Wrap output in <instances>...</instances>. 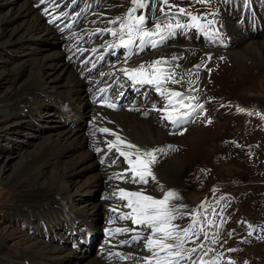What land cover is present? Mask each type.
<instances>
[{"label": "rangeland", "instance_id": "374dc122", "mask_svg": "<svg viewBox=\"0 0 264 264\" xmlns=\"http://www.w3.org/2000/svg\"><path fill=\"white\" fill-rule=\"evenodd\" d=\"M1 1L0 16L6 13L11 3ZM14 1L16 0H12V2ZM24 1L17 0L16 5H20ZM94 1L44 0V3L36 5V9L41 13H45V9L52 6L53 9L48 10L46 15L52 16L55 14L54 20L51 21L53 24H50V26L54 28L58 26L57 31H61L65 22L74 21L76 23L72 22L70 26L77 28L76 32L66 35L64 45V42L58 44L54 38H48L47 36L33 37L35 30H32L33 33L30 31L27 34L29 37L26 38L28 40L26 50L28 49L29 53L22 52V49L17 52L10 51L8 46L0 50V100L8 97L20 85L29 80L31 74L29 65L35 54H46L50 50V43L53 41L57 44V48L60 50L65 48L64 53H68L76 44L71 36L73 34L80 35L81 42L78 39L76 40H78L77 43H81L84 50L79 54L72 52L71 54L75 55L72 59L71 54L68 55L71 66L92 87L97 84L104 86L105 83H108L104 88L105 91H99L98 93L97 100L100 103L105 98L108 99L104 95L105 92L108 89H113L111 99L122 98V94L126 91L129 95L126 99H123L125 100L124 104L128 103L131 106L135 104L138 107L148 106L155 109L153 112L146 111L142 118L154 117L152 118L154 119V125L159 127L160 130L162 129V132L170 134L168 135L170 139L167 142V149L176 156V162L179 165L178 167L168 165L163 169V173L162 171L152 170L156 179L152 180L148 177L147 184L133 183L131 172L124 173L126 176L124 179H118L116 174L121 173L113 170L108 171L107 178L100 185L91 183V186L83 188L78 192V195L72 193L69 196H60L28 208L21 203V199L25 196V189L13 183L22 161L29 153L44 146L48 138L58 131L61 118L62 121L76 122L78 117L74 114H82L84 108L76 102L66 101L56 92H51L46 96L49 104L44 109L31 106L9 117L0 115V264H31L15 260L13 252L17 250L25 252L30 248V243L35 238L45 240L50 244L71 247L76 252L68 255L60 264H74L77 260H80V264H85L87 259L88 262L94 256L96 250L104 244L103 232L105 230L109 231L110 228L112 232L114 227L137 230L136 232L129 231L130 233L122 232L118 234L119 237L126 240L136 234L142 235L146 239L150 233L145 235V232L147 233L150 230L141 225L134 227L130 224L132 222L130 219L122 220L119 218L121 213L127 212L125 207H117L118 211H113L111 208L112 204L108 200H110L113 192L119 193L120 184L124 185L123 188L127 191L128 189L129 191L132 190L133 186V188H148L152 196L157 199H162L165 192L169 190H174L179 194V200L170 202L179 209L176 213L177 218L173 223L179 225L178 230L190 227V235L185 237L183 245L185 258L181 259L179 264H194V262L195 264H201V260L213 262V264H230V261H234L235 264H245V262L247 264H264V4L260 0H251L253 16L252 19H247V21L249 24L254 23L255 28L249 30L245 22V33L247 35L239 32L238 28L235 27V21L225 20L226 18L221 14H217L218 12L212 15L217 22L215 28L223 34L219 27L222 25L225 28L224 33L226 32L222 36L224 49L221 51L219 49L210 50L202 43L197 42L196 37L188 43H172L162 47H168L169 49L178 47L174 51L178 50L179 54H182V56H179L183 84L175 91L184 93L188 97H195V99L184 101V103L192 106L207 104L203 112L196 109L192 114L193 118L198 115L194 120L192 118L187 126L173 129L172 122L165 119V114L159 111V108H163L167 100L156 91L155 85H152L153 88L151 84L140 85L143 86V89H146L139 90L136 94L138 86L133 87L131 81H128L127 78L121 80L117 73L114 74L113 71L109 70L110 66L125 61L123 62L122 59L118 58L109 62L106 60L97 69H93V66L104 52H107L108 56H113V52L117 48L108 46L112 41L110 32H97L96 30L111 27L113 24H109L108 21L123 16L131 6L130 0H103L99 9H93ZM84 4H87L88 9L76 17ZM170 5L175 7L168 8L167 6ZM69 7L71 8L68 9ZM214 7L217 6L194 0H191L190 3L181 4L168 1L167 5L163 4L162 0H150L149 6L139 12L142 11L145 15L148 13L146 15L148 17L147 28L151 29L155 25L154 23L158 21L162 22L161 25L163 26L165 23L175 25L178 22L186 21V18L191 19L187 15L178 14L179 8H184L193 15L202 18L212 13ZM162 8L163 11H161ZM57 15L61 18L57 19ZM66 27H69V25H66ZM185 31V29L181 30L180 34ZM251 33L254 35H251ZM233 44L237 46L235 47ZM92 45L98 47L92 50ZM184 49L185 52H182ZM157 50L162 49L152 50L148 54H143L142 57L131 59L126 63L136 60L147 61V59L153 57V52ZM239 57L240 59H238ZM24 58L27 61L22 63L21 61ZM48 60L58 62L59 57H50ZM172 60L175 61L176 59ZM18 64L24 66L25 70L16 78H6V73L16 69ZM195 65H200V67L197 69L194 67ZM177 66L175 69L179 68V64ZM102 69L109 70V73L107 70ZM93 79L97 81L95 82ZM119 81L121 82L119 83ZM197 86H199V90L196 89ZM166 88L173 90V87L169 88L167 86ZM199 91L200 93L207 91L209 99L202 101V103L198 102ZM162 102H164L163 105ZM65 103L68 104L65 108L67 112L64 114L60 107ZM121 108L123 106L113 110ZM238 108L245 111H239ZM51 109L59 111L61 118L57 114L52 115L46 112ZM184 110L188 109H181V111ZM207 110L209 114L205 113ZM202 117L206 118L199 123L198 121ZM90 121L91 119L86 117L84 123L81 122L77 125V129L82 130ZM16 129L20 132L17 133ZM95 133L94 136H99ZM169 146L172 147L169 148ZM99 153L103 157L102 150ZM105 161H108L110 169L114 166L119 170L124 169L125 172L130 167L125 158L119 156V153L114 149L101 159L100 164ZM113 161H116V163H113ZM95 168L88 167V169L82 171L78 182L72 184V187H77L80 185L79 182H84L88 176L96 174ZM195 199L198 204H195ZM88 200L98 202L96 214H93L87 207L82 206ZM205 201H217L215 208L222 213L223 218L221 221L224 223L219 227L220 229L215 223L212 229L210 224H204L205 218L208 217L207 212L197 215L196 211ZM63 205L71 206L73 215L66 213L68 207H65L64 212L65 218L70 217V221L65 220L64 215L52 212L54 207ZM182 205L183 207H181ZM49 206L53 207L50 212L47 211ZM32 208H38L41 212L39 214L35 213V211H31ZM183 218L185 219L182 220ZM80 220L83 222L82 225ZM60 225L64 227L62 228ZM249 225H252V227L250 228ZM52 228L56 232V236H53ZM250 232L251 235H249ZM79 233L83 234L80 235ZM89 234L93 237V241L92 246L87 248L89 250L90 248L93 249L94 253L87 258V251L82 246L73 245L72 242L75 240L79 244L77 237L81 236L84 239ZM197 234L198 236H196ZM211 236H216L213 237L215 242H213ZM202 239L204 241L209 239L207 243H211V246L208 245L206 249H204L205 247L195 248V252L186 251V249H194L185 246L187 242H200L203 241ZM143 243L144 240H140L139 242L134 241L122 245V247L133 246L134 250H130H136L135 252L138 253L134 254L138 257V264H145L143 258L149 253V251L142 248ZM229 249H236V251H229Z\"/></svg>", "mask_w": 264, "mask_h": 264}, {"label": "bare ground", "instance_id": "6f19581e", "mask_svg": "<svg viewBox=\"0 0 264 264\" xmlns=\"http://www.w3.org/2000/svg\"><path fill=\"white\" fill-rule=\"evenodd\" d=\"M0 2L2 1L0 0ZM4 2L7 3L11 2V3L9 4L8 9L6 10V13L0 16V50H3L8 46L10 51L13 50L14 52H17L18 50L22 49V52L29 53L28 49L26 50V48L28 47L27 45L28 40H26V38L29 37V35L27 34L30 31L32 32V30H35L33 37L47 36L48 38L49 37L54 38V40H56L58 44L64 42V45L66 43V39H65L66 35L76 32L77 28H73V26H70V23L74 21H71L70 23L65 22V24L62 25L61 31H57L58 26H55L57 28L50 26V24H53L51 21L54 20L55 14L50 16L49 14L46 15L47 12L41 13L39 10H37L36 5L38 3H41L40 0H25L20 5H16L17 0L14 2H12V0H4ZM51 9H53L52 6H48L47 11L48 10L51 11ZM140 14L141 12H139L137 15ZM57 17H59V15H57ZM66 25H69V27H66ZM219 27L221 28L222 33L225 35L226 33V32L224 33L225 28H223L222 25H220ZM109 28L118 29L119 24H113ZM251 35L254 34L251 33ZM110 36L112 37V41L110 42V44L119 43L118 35L113 36L110 33ZM71 38L75 40L76 44L73 45L72 49L69 50L68 53L66 52L64 53L63 50L65 48H63V50L57 48L56 47L57 44L55 43V41H53L50 43V50L46 54H35L29 65L31 69L29 80H27L26 83L20 85L16 90H14L11 94H9L8 97H5L3 100H0V115H2L3 117H9L10 115L18 114L24 109L31 106L37 107L38 109H44L49 104V100L47 99L48 97L46 98V96L51 92H56L59 96L65 98L66 101L76 102L80 107L84 108V112L82 114L80 115L77 113L74 114L75 116L78 117V121L72 123L62 121L60 112L57 111L56 109H51L46 111L48 112V114H52V115L57 114L60 116L61 123L58 125V131L54 133L53 136L48 138L44 146H41L37 150L29 153L27 157H25V159L22 161L20 165L19 170L15 174L16 176L13 182L15 185L19 186L20 188L25 189V196L21 199V203L26 205L28 208L34 207L36 204H40L43 201H48L50 199L57 198L60 196H69L72 193L78 195L79 194L78 192H80L85 187L91 186L92 185L91 183L100 185L102 182H104L105 178H107L108 171L113 170L119 173H126L123 171L124 169L119 170V168L114 166L111 167L112 169H110V165L108 164V161H105L103 162V164H100L101 159H103V157L106 156L109 152L107 148V143L109 141H114L116 139V135L125 138L127 141H130L131 143L137 145L141 149H145V150L154 149V148L164 149L162 153L156 154L157 161L155 164L151 166L152 170H156L157 172L162 171L163 173L164 172L163 169H165L166 166L169 165L171 167H178L179 165L176 162L177 160L176 156L171 154V152H169L167 149V144H168L167 142H169L170 139L168 135L170 134L168 132H162L161 131L162 129L160 130L159 127H156L154 125V119H152L154 117L147 116L145 119L142 118V116L146 111L153 112L155 111V109L148 106L138 107L135 106V104L134 106H131L128 103L124 104L123 101L125 100H123L124 99L123 97L117 98L115 96L116 98H112V99L110 98L108 103H113V104L119 103L120 106H123V108L119 110H113L114 108H110L107 106L108 103L105 104L106 98L105 100L102 101V103H100L99 100H97L99 91H101V89H104L108 83H105L104 86H102V84H97L95 85V87H92V85H90L89 82L86 79H84L79 73H77L73 66H71V62L68 55L71 54L72 52L79 54L82 53V51L84 50V48L81 46V43H77L78 40L80 41L82 39L80 35L73 34ZM125 39H127L126 36ZM24 40L26 41L23 42ZM95 47L98 46L94 45L92 47V50ZM167 48H159L162 50H157L153 52V57L150 58L149 60L146 58L147 61L136 60V61H130L129 63L124 62L120 64H115L110 66L109 70L113 71L114 74L117 73V75H119V79L124 80L125 78L128 77L125 74L124 70L137 67L140 64L147 65L159 58H166L168 63L163 67H166L170 70H174L175 74L177 75V80H180V83L174 84L173 86V84L169 82L164 85V88L169 86V88L173 87V90H177L176 88H179L183 84V76H182L183 73H182L181 61L179 56V55L182 56V54H179L178 50L174 51V49L178 47L174 49H169V48L167 49ZM182 52H185V49ZM233 54L237 55L236 53ZM74 56L75 55L71 54V59ZM242 56L240 55V57ZM50 57H59V61L50 62L48 60V58ZM240 57L238 59H240ZM173 58H175L176 60L175 61L172 60ZM26 61L27 59L24 58L21 62L24 63ZM178 64H179V68L175 69V67ZM23 70H25V67L22 66L21 64H18V67L16 69L8 71L6 73V78H16L22 73ZM106 70L107 69H105L104 71ZM109 70H107L108 73ZM94 81L96 82L97 80L95 79ZM128 81H130L129 78ZM120 82L121 81H119V83ZM131 85L133 87L140 86V84L133 82H131ZM196 89L199 90V86H197ZM207 99H209L207 91H205V93L198 94V102L202 103V101H206ZM176 100L177 98L174 97L173 101L175 102ZM67 104L68 103H65L63 105L64 107L63 106L60 107L62 113L64 114L67 112V109H65L67 108ZM163 104L164 102H162V105ZM208 110L205 111V113L209 114ZM86 117L90 118L91 121L87 123V125L82 130H78L77 125L81 122L84 123ZM206 117H202L198 122L199 123L203 122V120ZM102 128H108L110 131L107 133L101 132L100 129ZM16 131L17 133L20 132L17 129ZM98 131L101 133H99ZM95 132L99 136H94ZM97 149H99V151ZM101 150L103 157L99 153ZM124 150L128 151L127 149ZM131 158L135 159V156L133 155ZM88 167L91 168L96 167L95 168L96 174L88 176V178H86L84 182H79L78 184L80 185H78L77 187H72V184H76V182H78L82 171L88 169ZM123 186L122 184H120L119 187L123 188ZM133 187L131 188L132 190L130 191H142L145 195L152 196V193L149 191L148 188L144 189L143 187L140 188L138 187L133 188ZM119 196H120L119 193H116V195L112 194L110 200H108L112 204L111 205L112 210L116 209V211H118L117 207L119 206L124 207L123 205L127 203V200H122L119 198ZM216 203L217 201H210V202L205 201L203 207L198 208L199 210L196 211V213L198 214L206 213V212L208 213V217L205 218L206 221H204V224L205 225L210 224L211 229L213 228L214 223L216 226L218 225V229H220L219 227H221L224 224L221 221L223 218L222 213L218 212V210L215 208ZM195 204H198L196 199H195ZM82 206L90 209V211L93 212V214L97 213L96 210H97L98 202H95L94 200L92 201L88 200V202L83 203ZM65 207H68L66 213L73 215V213L71 212L70 205L68 206L63 205L54 208L52 206H49V208H47V211L50 212V210L53 208L52 209L53 213L62 214L64 215L65 218V213H64ZM125 208L127 211L126 213L130 212L129 208L127 207ZM31 211H35V213L38 214L41 212L40 209L38 208H32ZM184 219L185 218H183L182 220ZM209 219L211 220L209 221ZM65 220L70 221L71 219L70 217L69 218L66 217ZM80 224L81 225L83 224L81 220H80ZM130 224H132L134 227L138 226L133 224L132 222ZM60 226L62 228L64 227L63 225ZM110 229L109 231L103 230L104 232H107V233L103 232L104 244L96 250V253L94 254L93 257L90 258L88 262H87L88 259L86 260L85 264H138V257L134 255L138 253L135 252L136 250L131 251L134 250L133 246L122 247L123 244H121L120 242L126 239L119 237L118 236L119 233L116 232L114 233L115 229L117 228L114 227L113 232ZM52 232H53V236H56V232H54L53 228H52ZM149 233H151V230L149 232L147 231V233L145 232V235H148ZM213 233L214 231L212 232V234ZM79 234L82 235L83 233H79ZM132 236H130L129 240H131ZM196 236H198V234ZM211 237L213 240V237L216 236H211ZM208 241L209 239L200 242L197 241L187 242L185 246L192 247L194 249L205 247L204 249H206V247L211 244V243L208 244L207 243ZM142 248L146 249L144 243L142 245ZM83 249L87 251L88 254L87 258H89L94 253L93 249L91 250V248L90 250L92 251V253L87 247H83ZM186 251L188 252V249H186ZM73 253L76 252L73 251L71 247L60 244H54V243L50 244L45 240L35 238L33 241H31L30 248L28 250H26L25 252H21L18 250L14 251L13 257L15 258V260L21 262L23 261L24 263L29 262L31 264L32 263L60 264L62 260H65L68 255ZM117 253L122 254L124 257H130V258H122V256L117 255ZM150 256H151V252H149L148 255L145 257H150ZM79 261L80 260H77L76 263L74 264H80ZM143 263H145V261ZM153 264H155L154 260H153Z\"/></svg>", "mask_w": 264, "mask_h": 264}, {"label": "snow or ice", "instance_id": "6c2138e0", "mask_svg": "<svg viewBox=\"0 0 264 264\" xmlns=\"http://www.w3.org/2000/svg\"><path fill=\"white\" fill-rule=\"evenodd\" d=\"M41 3H44V0H40ZM150 0H130L131 6L128 9V12L121 17H116L113 20L108 21L109 24H119L118 29L106 28V29H97V32L107 31L110 32L113 36H119V43L109 44V47H124L129 48L134 43L139 40L144 42L147 38L152 42V46L155 47V41L152 40L153 37L159 36L161 40L165 37L162 34V28L171 31L173 27L181 28L184 25L179 23L175 24H165L161 25L158 21L155 23L153 28H147L148 17L143 14L141 11L140 15L136 13L140 10H143L149 6ZM200 3H208L209 0H198ZM162 3L167 5L168 0H162ZM169 7H175L170 5ZM163 11V8L161 9ZM47 12V9H45ZM178 14H183L191 17L194 22L195 27L199 28L200 24L195 23L200 20L199 16L193 15L184 8L178 9ZM208 23H215V21H209ZM125 36L127 39H125ZM95 51V50H94ZM175 59V58H173ZM168 63L166 58H159L151 63L145 65L140 64L137 67L126 69L125 74L129 79L135 81L139 84H151L156 86V91L160 93L161 96L165 97L167 103L164 105L162 111L165 113V119L172 122L173 125H179L185 119L191 117V115L196 111V109L203 110L202 104H196L192 106L191 104L184 103L185 100H192L195 97L185 96L184 93L179 91L171 90L164 88L163 85L167 83L177 84L180 83V80L175 78L174 70H170L166 67H163ZM159 66V67H158ZM197 69L200 65H195ZM105 91L101 89V92ZM173 97L178 98L175 102ZM108 107L115 108L116 105L113 103H108ZM181 109H188L181 111ZM239 111H245L244 109H239ZM211 123V121H209ZM101 132H109L108 128L100 129ZM115 135V134H114ZM172 146H169L171 148ZM107 148L109 151L113 149L119 153V156L125 158V161L129 164V168L125 172L132 173V182L133 183H148V177L152 180H155V174L152 171V165L157 161V153H162L164 149H141L137 145L127 141L125 138L116 135L114 141H109L107 143ZM127 149L128 151H125ZM99 151V149H97ZM135 156V159H132V156ZM116 163V161H113ZM116 178L124 179V173L116 174ZM120 194L119 198L122 200H127V203L123 205L130 209L128 213H121L120 219L122 220H131L135 225H141L145 229H150V235L145 239L139 234L133 235L131 240H123L121 244H128L134 241L144 240L145 248L151 252L150 257H144L145 264H179L181 259H184V248L185 237L190 235V227L179 229V225L174 224L173 221L177 218L176 213L179 209L170 202L172 200H179V194L174 190H169L165 192L162 199H157L151 195H145L142 191H127L123 188L118 189ZM116 195V193H113ZM223 199V197H221ZM183 207V205L181 206ZM203 207V205H201ZM116 211V209H113ZM198 215V213H197ZM195 223V221H194ZM251 228L252 225H249ZM135 231V229L127 228H117L115 229L116 233ZM252 233L250 232L249 235ZM215 242V240H213ZM189 252H195L196 249H190ZM229 251H236V249H229ZM122 258L124 257L122 254ZM207 255V253H205ZM195 264V262H194ZM201 264H213V262L201 260ZM230 264H235L234 261H230ZM247 264V262H245Z\"/></svg>", "mask_w": 264, "mask_h": 264}]
</instances>
